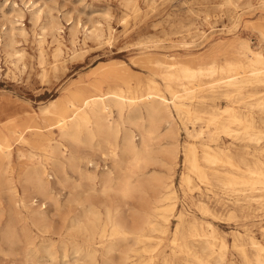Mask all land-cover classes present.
<instances>
[{"label": "rangeland", "instance_id": "374dc122", "mask_svg": "<svg viewBox=\"0 0 264 264\" xmlns=\"http://www.w3.org/2000/svg\"><path fill=\"white\" fill-rule=\"evenodd\" d=\"M42 37L41 50L39 41ZM56 41L60 42L62 53L54 58ZM239 41L248 42L253 50L264 56V0H0V130L9 138L10 152L14 157L12 182L17 190L13 198L0 185V208L3 209L0 216V264H45L49 262L48 252L52 255V264H118L120 260L119 251H115L109 261L98 255L95 263L83 252L86 234L75 223L80 220L83 225L84 214L79 202L86 188L85 182L79 181L76 174L68 173V179L52 183V196L56 199L46 200L43 205L29 201L26 196L32 193V188L28 186L23 192V181L19 177L22 161L15 156L17 148L23 145L10 138L7 127L16 129L19 134L30 117L42 126L41 109L51 101L58 103L60 109L64 108L70 92L79 95L80 90L101 73L100 70L103 73L111 66L123 65L131 83L139 77L143 81V92L148 86L147 78L151 77L163 90L161 81L153 76L163 61H178L190 66L217 61L226 65L227 58L231 63L226 65L229 75L240 78L241 72L246 70V60L232 57L231 50L225 51L228 57L211 54L214 49H229ZM13 51L19 52L20 57H14ZM204 80L216 83L219 78L205 77ZM233 86L230 85L228 90ZM100 88L108 89L104 84ZM244 90V94H257L251 101L253 106L237 108L236 111L243 117L251 111L255 127L264 131V108L261 110L255 101L264 96V86ZM181 95L184 105H200L190 89L182 90ZM227 106L234 105L225 100L209 102L201 107L198 117L190 116L184 121L197 130H206L209 114L217 107L225 109ZM50 114L48 119L53 123L56 117ZM52 131L58 133L57 129ZM25 136L28 137V133ZM186 141L199 143V139L186 136L180 128L179 158L171 172L177 193V210L185 213L188 221H194L200 233L207 231L208 223L213 226L215 238H210L214 244L212 255L206 258L209 251L203 250L199 243L194 248V253L203 257L199 261L179 249L180 240L172 244L176 224L175 217H172L166 236L151 233L153 238L147 243V250L138 249L137 264H257V257L264 260L263 192L259 189L250 191L249 186L238 184L222 191L218 183L238 174L232 169L228 175L208 185L188 173L192 178L190 189L185 183L181 187L180 176L183 173L187 176L188 172L183 166L181 151ZM198 151L201 156L200 148ZM32 153L41 155L37 150ZM245 158L251 166L264 159L258 155ZM153 170L159 175L163 172L160 166H151L148 171ZM81 182L82 187L75 188ZM76 195L80 198H73ZM142 197L144 194L134 189L127 198H119V202L138 208ZM200 206H206L210 213H203ZM30 215L35 219L39 217L40 221L34 225L28 219ZM14 219L18 222L14 223ZM7 224H17L18 228L25 224L38 252L30 251L31 246H26L20 237H12L11 241L3 243L2 232ZM249 237L262 250L255 249ZM222 241L226 248L220 247ZM124 247L122 245L118 250ZM220 254L223 259L219 262Z\"/></svg>", "mask_w": 264, "mask_h": 264}, {"label": "bare ground", "instance_id": "6f19581e", "mask_svg": "<svg viewBox=\"0 0 264 264\" xmlns=\"http://www.w3.org/2000/svg\"><path fill=\"white\" fill-rule=\"evenodd\" d=\"M43 40L42 37L39 41L40 48ZM56 42L54 58L62 53L60 42ZM226 50H231L232 57L247 61L240 78L229 75L226 65L231 63L227 58L226 65L217 61L196 66L163 61L157 67L160 70L153 73L161 81L163 90L150 76L143 92V81L139 77L131 83L123 65L111 66L103 73L100 70L101 73L80 90L79 95L70 92L64 108L60 109L58 103L51 101L41 109L42 126L30 117L19 134L16 129L7 127L10 138L23 145L17 148L15 156L22 161L19 177L23 181V192L28 186L32 188V193L26 196L30 202L43 205L46 200L56 199L52 196L51 185L54 181L58 184L62 178L68 179V173L76 174L79 181L85 182L86 190L79 202L84 221L83 225L80 220L75 224L86 234L83 252L94 263L98 255L109 261L113 253L119 251L118 264H137L138 249L147 250V243L153 238L151 233L166 236L172 217L176 221L172 244L180 240L179 249L199 261L203 257L194 253L199 243L203 250L209 251L206 258L212 255L214 244L210 238H215L213 226L208 223L207 231L200 233L194 221H188L186 214L177 210V193L171 172L179 158L180 128L186 136L199 139L198 145L188 141L182 145L183 166L188 172L187 176L184 173L180 176L181 187L185 183L190 189V175L208 185L228 175L232 169L238 174L218 183L222 191L238 184L249 186L250 191L259 189L264 194V159L251 166L245 158L257 155L264 158V131L255 127L251 111L244 117L236 111L237 108L253 106L251 101L257 94H244L245 88L264 86V56L246 41L230 45L229 49H214L211 54L228 57ZM12 54L20 57L17 51ZM146 60L152 64L149 57ZM205 77H218L219 80L206 83ZM101 84L108 87L107 91L100 88ZM230 85H234L232 90H228ZM186 89H190L200 105L183 104L181 91ZM221 100L234 106L215 108L216 111L209 114L206 130H197L184 121L190 116L198 117L201 107L209 102ZM255 101L262 110L264 96ZM50 113L56 117L53 123L48 119ZM198 148L202 151L201 156ZM33 150L40 151L41 155L32 153ZM10 151L9 138L0 130V185L14 198L17 190L12 182L14 157ZM151 166H160L163 172L159 175L156 170L148 171ZM81 187L82 182L75 185V188ZM134 189L144 194L142 204L138 208L120 204L119 198H127ZM77 196L73 198L79 199ZM107 201L111 203L107 204ZM200 210L210 213L206 206H200ZM2 213L0 208V216ZM28 219L34 225L40 221L34 215ZM16 221L14 219V223ZM12 237L22 238L26 246H31L30 251L38 252L25 224L19 228L17 224H7L2 232L3 243L11 241ZM249 241L255 249L262 250L252 237ZM122 245H125L123 250H118ZM220 247L226 248V244L222 241ZM47 257L49 262L45 264H52L50 252ZM218 258L219 262L222 261L223 254ZM256 262L264 264L259 257Z\"/></svg>", "mask_w": 264, "mask_h": 264}]
</instances>
